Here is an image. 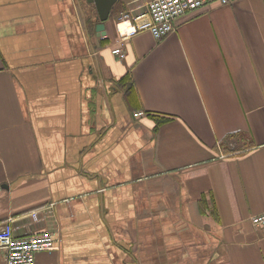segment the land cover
I'll list each match as a JSON object with an SVG mask.
<instances>
[{"label": "crops", "instance_id": "0c3cea01", "mask_svg": "<svg viewBox=\"0 0 264 264\" xmlns=\"http://www.w3.org/2000/svg\"><path fill=\"white\" fill-rule=\"evenodd\" d=\"M149 1L98 36L85 0H0V226L53 232L35 264H264V0H214L119 58L116 18Z\"/></svg>", "mask_w": 264, "mask_h": 264}, {"label": "built area", "instance_id": "2783aa9c", "mask_svg": "<svg viewBox=\"0 0 264 264\" xmlns=\"http://www.w3.org/2000/svg\"><path fill=\"white\" fill-rule=\"evenodd\" d=\"M214 0H150L145 16H134L122 12L115 20L118 37L111 47V52L119 58L125 56L123 41L140 30H149L152 35L161 39L175 29L174 18L190 10L200 8ZM224 1V0H223ZM135 114H142L141 111ZM36 217V212H32ZM251 223L257 227L264 225V210L251 215ZM57 238L49 229L32 234L18 236L14 232L12 222L6 221L0 226V249L5 250V264H35L38 251L51 250L58 247Z\"/></svg>", "mask_w": 264, "mask_h": 264}, {"label": "water", "instance_id": "95a60500", "mask_svg": "<svg viewBox=\"0 0 264 264\" xmlns=\"http://www.w3.org/2000/svg\"><path fill=\"white\" fill-rule=\"evenodd\" d=\"M117 1L118 0H85L86 3L93 4L97 12L99 22L96 24V32L98 36L106 34L105 20L108 19Z\"/></svg>", "mask_w": 264, "mask_h": 264}, {"label": "trees", "instance_id": "16d2710c", "mask_svg": "<svg viewBox=\"0 0 264 264\" xmlns=\"http://www.w3.org/2000/svg\"><path fill=\"white\" fill-rule=\"evenodd\" d=\"M128 81H130V78H129V75L128 74H126L125 76H123V78L121 79V82H122V84H123V88H125L127 91H129V90H131L132 88H131V85L129 84V82ZM160 121V120H159Z\"/></svg>", "mask_w": 264, "mask_h": 264}]
</instances>
